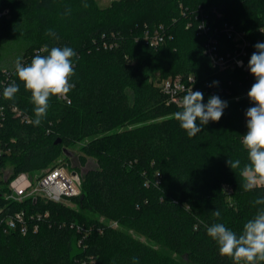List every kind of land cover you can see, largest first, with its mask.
<instances>
[{
  "label": "trees",
  "instance_id": "1",
  "mask_svg": "<svg viewBox=\"0 0 264 264\" xmlns=\"http://www.w3.org/2000/svg\"><path fill=\"white\" fill-rule=\"evenodd\" d=\"M213 6L223 13L213 23L232 24L251 40L248 62L254 45L264 42V0H113L105 7L97 0H0V107L6 117L0 128V221L22 210L28 218L26 233L5 232L0 224V264H92V258L93 264H233L207 228L222 223L239 235L264 207L254 205L264 188L245 191L240 168L228 165L229 159H239L241 168L248 163L242 136L255 79L240 67L212 66L195 16ZM158 24L172 37L154 47L142 33ZM218 37L219 52L233 49L232 39ZM11 40L24 45L19 58L25 65L45 45L77 54L70 102L51 97L39 126L31 122L34 105L15 67L1 64L3 45ZM178 74L212 84L214 93L202 92L204 103L217 95L228 104L218 122L209 121L191 138L173 118L179 105L159 86ZM13 80L20 90L7 100L3 89ZM14 106L30 121L16 117ZM81 141L80 166L90 156L96 164L82 171L81 193L68 198L78 208L40 196L5 197L20 172L34 179L60 157L71 164L67 150Z\"/></svg>",
  "mask_w": 264,
  "mask_h": 264
},
{
  "label": "clouds",
  "instance_id": "2",
  "mask_svg": "<svg viewBox=\"0 0 264 264\" xmlns=\"http://www.w3.org/2000/svg\"><path fill=\"white\" fill-rule=\"evenodd\" d=\"M84 6L87 7L86 4ZM260 31L264 32V29ZM46 34L55 35L51 31ZM254 48L256 51L250 56L248 69L255 82L247 93L253 106L246 110L247 132L242 136L248 163L241 168L239 159L228 160L232 170L240 168L245 191L264 188V42L256 43ZM76 55L75 50L68 46L49 49L45 45L28 65H24L21 58L16 59L15 75L31 95L35 115L31 122L35 126H39L47 115L51 97L66 98L75 87L71 78L75 74L73 58ZM237 63L242 64L241 61ZM192 83H195V80ZM19 90V84L13 80L3 89V97L13 100ZM203 99L204 94L201 91H193L190 87L179 101L181 110L173 113V118L190 138L200 133L209 121L218 122L228 106L227 102L217 95L210 96L207 103H204ZM254 205L264 206V196L256 198ZM213 215L219 218L221 213L215 210ZM207 235L216 242L219 253L231 258L233 264H264V207L244 223L239 235L222 223L208 227Z\"/></svg>",
  "mask_w": 264,
  "mask_h": 264
},
{
  "label": "built area",
  "instance_id": "3",
  "mask_svg": "<svg viewBox=\"0 0 264 264\" xmlns=\"http://www.w3.org/2000/svg\"><path fill=\"white\" fill-rule=\"evenodd\" d=\"M180 9L183 13L186 12L182 2L179 3ZM199 12L196 13L195 22L198 28V34L202 35L204 40L205 52L210 58L212 66H216L219 70H226L229 68L240 67L243 70L248 69V62L246 57L249 54V48L252 44L251 40L245 35L243 31L237 30L234 25L224 23L222 25L212 22L213 18H221L223 13L221 9L213 6L209 10L199 8ZM2 12L0 13V15ZM192 22H188V27L192 26ZM261 29H264L262 27ZM264 33V32H263ZM224 34L234 42L233 49L227 53L219 52V35ZM172 35L168 33L167 28L163 24L150 27L146 26L142 33V39H144L151 46L157 47L167 40L171 39ZM105 47H109L105 43ZM113 47V43L110 45ZM241 61L242 64L237 62ZM25 61L22 63L25 65ZM195 80V83L192 81ZM159 86L162 92L168 98L170 103L179 105L180 99L186 94L187 89L192 87L193 91H205L214 93V87L209 81H205L199 84L193 74L187 75H175L173 77L164 78L159 81ZM66 99L68 102V98ZM12 111L15 116L21 117L22 120H29V117L23 114L22 110L18 106L12 107ZM5 106L0 107V128L3 126L5 120ZM245 122L247 118L245 115ZM74 166L68 162H62L57 164L39 177L33 179L29 174L20 172L19 175L14 177L9 183L10 191L6 193L5 197L15 201H21L27 197L35 200L37 196L43 197L45 200L64 203L70 197L78 196L82 191L83 172L76 169H72ZM48 215V212L45 213ZM36 216L40 219L42 215L37 213ZM35 219V216H31ZM0 224L4 225V231L7 229H18L19 231L26 233L28 230V218L25 212H15L5 219H1ZM116 224V223H115ZM37 225L35 226V230ZM77 229H83L77 227ZM94 258L91 259V262ZM80 264H88L87 261H81Z\"/></svg>",
  "mask_w": 264,
  "mask_h": 264
},
{
  "label": "rangeland",
  "instance_id": "4",
  "mask_svg": "<svg viewBox=\"0 0 264 264\" xmlns=\"http://www.w3.org/2000/svg\"><path fill=\"white\" fill-rule=\"evenodd\" d=\"M113 0H97V2L99 3L100 6H108ZM24 50V45H22V43L16 41V40H11L10 42H8L7 44L3 45L2 51H1V64L3 66H5V68L8 67H15V61L17 58L20 57V55L22 54ZM84 142H78L77 144H75L74 146L69 147V149L67 150L68 156L70 158L71 164L73 166L79 165L80 166V155H84V152L81 150V146ZM63 158H59L57 160H55L53 163H51L50 165H48V167L43 168L40 172H38L39 174H41L42 172L44 173L45 171H47L49 168H51L54 165L60 164L62 163ZM96 164V159L94 157H88V164L86 165H82L80 166L81 171H85L87 167H91V166H95ZM72 168V169H76ZM12 173V167L8 166L6 169L5 174L7 176H10ZM35 174V178H36ZM34 178V179H35ZM65 202L74 207V208H78V204L76 201H71V200H65ZM113 226H117V223L115 224V222L111 223ZM134 235V238H138L140 240H142L143 242L149 244V245H154V242L148 240L146 237L139 235V234H135L134 232H131ZM157 247V246H156Z\"/></svg>",
  "mask_w": 264,
  "mask_h": 264
},
{
  "label": "water",
  "instance_id": "5",
  "mask_svg": "<svg viewBox=\"0 0 264 264\" xmlns=\"http://www.w3.org/2000/svg\"><path fill=\"white\" fill-rule=\"evenodd\" d=\"M59 142H61V140H57V141H56V144L59 143Z\"/></svg>",
  "mask_w": 264,
  "mask_h": 264
}]
</instances>
